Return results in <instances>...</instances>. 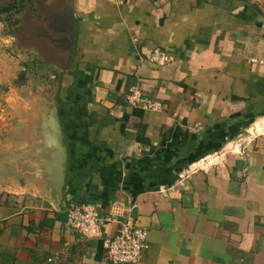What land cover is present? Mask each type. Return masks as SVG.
Instances as JSON below:
<instances>
[{"label": "crops", "instance_id": "obj_1", "mask_svg": "<svg viewBox=\"0 0 264 264\" xmlns=\"http://www.w3.org/2000/svg\"><path fill=\"white\" fill-rule=\"evenodd\" d=\"M65 1L60 138L48 99L6 97L0 264H111L66 225L71 202L97 207L103 236L133 217L136 264H264V0ZM155 47L171 60L144 59Z\"/></svg>", "mask_w": 264, "mask_h": 264}, {"label": "rangeland", "instance_id": "obj_2", "mask_svg": "<svg viewBox=\"0 0 264 264\" xmlns=\"http://www.w3.org/2000/svg\"><path fill=\"white\" fill-rule=\"evenodd\" d=\"M67 4L65 0H22L20 10L1 15L0 115H3L0 117L1 132H4L5 128L17 125L15 120L10 123L2 119L5 117L4 113L10 111L6 97L11 94L30 98L44 97L51 105L55 101L62 75L68 71L73 57V40L69 37L61 38V31H58L55 22L58 17L57 9L62 10L63 5L66 7ZM3 138L4 136L0 140L3 141ZM11 138L13 141L19 140V136L14 132Z\"/></svg>", "mask_w": 264, "mask_h": 264}, {"label": "built area", "instance_id": "obj_3", "mask_svg": "<svg viewBox=\"0 0 264 264\" xmlns=\"http://www.w3.org/2000/svg\"><path fill=\"white\" fill-rule=\"evenodd\" d=\"M144 59L163 65L171 60L170 54L155 47L144 55ZM129 101L140 104L145 109L156 110L160 103L143 97L134 89L128 95ZM66 225L81 236L101 237L105 260L111 264H136L141 260L146 240V230L139 227L133 217L127 216L118 221L114 233L103 236L101 217L97 207L85 202H71L65 207Z\"/></svg>", "mask_w": 264, "mask_h": 264}, {"label": "water", "instance_id": "obj_4", "mask_svg": "<svg viewBox=\"0 0 264 264\" xmlns=\"http://www.w3.org/2000/svg\"><path fill=\"white\" fill-rule=\"evenodd\" d=\"M56 99V98H55ZM56 107H55V101H53L51 107H50V113L48 115V123L50 124L49 126L45 127L46 132L51 135V136H55L57 138H60V127L59 124L57 122V118H56ZM60 181V179L58 177H56L55 181ZM57 191V189H54L52 191V196H55V192Z\"/></svg>", "mask_w": 264, "mask_h": 264}, {"label": "trees", "instance_id": "obj_5", "mask_svg": "<svg viewBox=\"0 0 264 264\" xmlns=\"http://www.w3.org/2000/svg\"><path fill=\"white\" fill-rule=\"evenodd\" d=\"M22 8V0L18 2L8 1V0H0V17L3 14H10L13 10H20Z\"/></svg>", "mask_w": 264, "mask_h": 264}]
</instances>
